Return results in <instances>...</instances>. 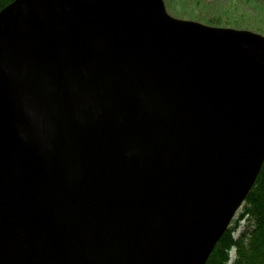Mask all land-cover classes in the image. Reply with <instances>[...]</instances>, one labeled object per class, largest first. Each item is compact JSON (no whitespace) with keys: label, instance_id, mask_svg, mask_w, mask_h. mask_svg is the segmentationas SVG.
Instances as JSON below:
<instances>
[{"label":"water","instance_id":"water-1","mask_svg":"<svg viewBox=\"0 0 264 264\" xmlns=\"http://www.w3.org/2000/svg\"><path fill=\"white\" fill-rule=\"evenodd\" d=\"M264 162V36L163 0L0 10V264H206Z\"/></svg>","mask_w":264,"mask_h":264},{"label":"trees","instance_id":"trees-1","mask_svg":"<svg viewBox=\"0 0 264 264\" xmlns=\"http://www.w3.org/2000/svg\"><path fill=\"white\" fill-rule=\"evenodd\" d=\"M13 1L0 0V10ZM163 1L168 9L167 0ZM195 19L214 27L240 28L214 22L206 17ZM241 222H245V226L238 232ZM232 224L217 243L206 264H229L232 251V264H264V162Z\"/></svg>","mask_w":264,"mask_h":264},{"label":"rangeland","instance_id":"rangeland-1","mask_svg":"<svg viewBox=\"0 0 264 264\" xmlns=\"http://www.w3.org/2000/svg\"><path fill=\"white\" fill-rule=\"evenodd\" d=\"M167 4V12L177 19L204 24L195 18L206 17L214 22L240 27L228 28L248 30L264 36V0H167ZM244 226L245 222H241L238 232Z\"/></svg>","mask_w":264,"mask_h":264}]
</instances>
